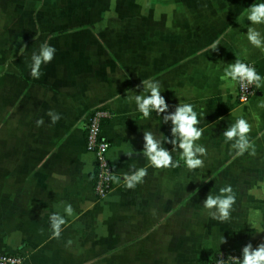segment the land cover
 I'll return each mask as SVG.
<instances>
[{
    "label": "crops",
    "instance_id": "crops-1",
    "mask_svg": "<svg viewBox=\"0 0 264 264\" xmlns=\"http://www.w3.org/2000/svg\"><path fill=\"white\" fill-rule=\"evenodd\" d=\"M261 2L0 0V254L20 253L22 264H210L218 249L242 258L248 242L264 241L250 225L264 228V48L246 35L252 26L264 36V24L247 19ZM45 43L54 59L35 78L32 55ZM236 59L252 61L262 77L245 104L235 101L236 82L224 78ZM148 79L160 83L170 112L194 106L203 168L189 170L179 149L175 168L155 169L143 155V132L171 138L172 127L163 114L144 118L129 99L149 94ZM98 105L111 113L102 134L120 177L101 198L84 145L87 114ZM50 111L60 116L55 123ZM239 117L252 125V147L242 155L223 136ZM133 166L147 176L129 189L123 176ZM227 185L236 203L222 222L203 201ZM54 213L66 220L58 237Z\"/></svg>",
    "mask_w": 264,
    "mask_h": 264
},
{
    "label": "clouds",
    "instance_id": "clouds-1",
    "mask_svg": "<svg viewBox=\"0 0 264 264\" xmlns=\"http://www.w3.org/2000/svg\"><path fill=\"white\" fill-rule=\"evenodd\" d=\"M247 19L251 25L264 24V2L253 3L247 10ZM248 41L257 48H264V36L261 35L257 28L250 26L247 29ZM215 47V45H214ZM55 48L47 43L40 46L38 53L32 55L31 75L39 78L41 75L40 69L42 64L51 62L54 59ZM230 78L234 82H238L241 89L246 91L249 86L256 85L259 87L262 77L257 73L255 67L236 59L234 63L228 65L225 69V77ZM142 85L148 95H135L129 97L134 99L138 111L144 118L151 117L152 113L161 116L164 123L171 122V138L165 136L159 130L143 132V155L147 158L150 165L155 169L175 168L179 167V162L173 160L172 152L180 150L184 164L189 170L203 168L204 161L201 157L207 155V149L197 143L204 134V129L199 127L200 119L198 113L194 110V106L190 103H182L175 106L174 111H169V104L161 95L160 83L151 79L142 81ZM139 87V86H137ZM264 107V105H261ZM55 123L60 119L58 114L53 112L48 113ZM43 124V120L37 121V126ZM252 130V125L243 117L236 119L235 123L229 126L224 132L225 141H234L233 148L237 149V155H242L245 151L252 147L248 139V135ZM165 144H171V151L165 147ZM137 154L134 150L127 152L125 155L132 158ZM254 154V153H253ZM134 170L131 174H125L123 180L125 186L133 189L137 184L142 183L147 176V168L141 167ZM113 180L119 182L120 177L113 176ZM236 203V195L231 185L222 187L219 194L213 195L208 193L203 206L209 210V214L220 221H228L231 219L233 206ZM73 208L70 204L64 206V213L67 216L73 215ZM51 228L55 236H59L62 231V226L65 225V217L59 213H54L50 217ZM250 225L257 233L264 232V228L260 227L258 222H251ZM226 243L224 236L220 244ZM216 264H264V241L253 247L251 242H248L242 248V258L229 255L227 259L218 258Z\"/></svg>",
    "mask_w": 264,
    "mask_h": 264
},
{
    "label": "built area",
    "instance_id": "built-area-1",
    "mask_svg": "<svg viewBox=\"0 0 264 264\" xmlns=\"http://www.w3.org/2000/svg\"><path fill=\"white\" fill-rule=\"evenodd\" d=\"M255 67L252 61L241 60ZM257 71V69H256ZM256 85H251L244 91L241 89L238 82H236L235 101L238 104L247 103L255 94ZM111 117L110 110L104 106L98 105L92 107L88 114L85 123V150L91 153L94 157V168L92 170V189L95 197L101 198L111 188L113 177V168L108 156L110 149V142L102 134V126ZM229 255L241 257V255L234 251L225 249L216 250L210 258V264H216L218 258L227 259ZM22 255L20 253H1L0 264H22Z\"/></svg>",
    "mask_w": 264,
    "mask_h": 264
}]
</instances>
